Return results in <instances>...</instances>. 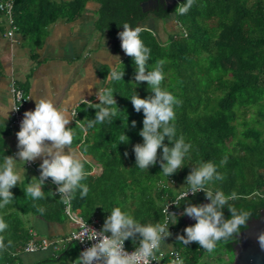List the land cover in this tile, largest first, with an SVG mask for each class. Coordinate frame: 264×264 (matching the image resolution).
<instances>
[{
  "label": "trees",
  "instance_id": "trees-1",
  "mask_svg": "<svg viewBox=\"0 0 264 264\" xmlns=\"http://www.w3.org/2000/svg\"><path fill=\"white\" fill-rule=\"evenodd\" d=\"M4 1L0 0V3ZM87 1L58 4L51 0H16L14 22L19 32L29 37L33 57L45 42L48 26L60 18L77 19ZM98 1L101 7L97 12V29L108 33L117 44L121 42L118 33L123 31L125 22L135 28L141 27L150 16L164 22L174 20L176 29L168 33L166 40L147 27L142 28L140 39L151 49L148 70L162 64L165 79L161 88L182 101L175 108L172 123L176 135L168 146L171 148L175 140L183 136L185 143L192 147L184 167L169 177L161 172L159 163L148 169L136 166L134 146L143 143L139 133L143 128L144 113L143 110L135 111L130 98L134 95L147 98L153 93L147 82H135L134 59L127 55L115 68L124 71L122 80L106 79L112 70H106L103 75V89L113 90L117 115L111 122L106 120L88 128L85 141L82 140V129L80 135H76L80 137L77 142L81 144L83 154L99 163L103 173H93L92 165L84 160L85 170L90 174L82 183L87 184L89 193L81 198L78 189L71 201L72 208L81 211L86 222H92L98 212L107 217L114 208L120 207L142 225L163 223V207L167 201L189 190L186 177L192 167L211 161L224 179L209 182L206 190L222 191L226 195L236 192L239 199L229 203L238 209L250 210L252 216L248 222L258 218L264 210V0H195L184 15L175 10L186 0L172 8L159 5L147 11L143 4L149 0ZM6 22L5 14L0 10V31L5 29ZM22 88L28 92L27 85ZM98 103L99 100L93 104ZM93 104H83L80 109L85 128L98 111L92 108ZM253 110L257 116L248 120ZM132 121L136 122L134 127ZM12 129L10 125H0V163L12 154L6 141ZM124 134L128 141L120 143ZM164 143H169L167 138ZM162 151L158 149V158ZM225 159L226 162L221 164ZM39 177L40 173L35 178ZM170 178L174 180L173 185L167 188L159 185ZM30 182L35 179L29 178L13 187L12 202L0 209V218L8 225L0 235L5 236L6 244L9 240L12 242L7 251L0 253V264H68L67 252L36 263H27L24 259L25 248L33 239L26 222L29 215L55 222L67 217L65 203L51 178L43 186L46 198L36 201L24 192ZM207 201L210 202L200 191L182 199L179 208L184 211L189 203L204 204ZM34 204L43 207L44 213L37 211ZM222 211L225 219L231 218L227 207ZM185 216L178 218L175 225L171 224L175 249L180 252L184 264H202L201 260L208 252L196 242L184 245L177 239L180 235L186 236V227L195 225ZM244 229L241 228L240 233ZM239 241L237 236L221 241L213 253L233 256L234 246ZM127 242L130 246L133 240Z\"/></svg>",
  "mask_w": 264,
  "mask_h": 264
},
{
  "label": "clouds",
  "instance_id": "clouds-1",
  "mask_svg": "<svg viewBox=\"0 0 264 264\" xmlns=\"http://www.w3.org/2000/svg\"><path fill=\"white\" fill-rule=\"evenodd\" d=\"M195 0H186V3L178 5L175 12L179 15L186 14ZM123 31L118 33L121 40V48L124 53L133 57L135 64V82H147L151 93L147 98L138 95L131 97V103L136 112L143 110V128L139 135L143 143L134 146L136 166L140 169H148L149 166L160 164L162 173L171 176L184 167L185 158L189 156L190 143H185L184 137L180 136L170 148L176 135L174 123L175 108L182 104L167 90L161 88L165 74L162 64H158L153 70H148V60L151 49L146 47L140 39V33L144 30L137 26L133 28L125 22ZM124 71L113 69L108 73V80H122ZM98 104H93L96 110L95 117L89 120L87 128L82 126L83 131L93 128L98 123L117 115L118 107L114 99L113 90L110 88L99 89L96 93ZM72 116L67 107L57 106L53 100L47 97L38 98L35 101V109L26 111L20 124V130L16 133L19 151L15 156H5L0 163V209H4L13 200L11 189L21 181V175L15 168L16 157L24 163L33 162L37 158H43L40 164V177L35 182H30L25 195L34 201L45 199L43 186L48 178L58 186V195L65 204L75 198V193L80 189V197L84 198L89 193L87 184L82 183L90 174L85 170L84 158L72 150L74 133L68 127ZM136 124L132 121V126ZM167 138L168 144L164 141ZM128 137L124 134L120 137V143H127ZM50 142V143H46ZM67 148V152L65 149ZM158 149H162V156L158 158ZM127 155V153H125ZM190 158V157H189ZM166 161V163H165ZM226 159L221 161L225 163ZM223 180L224 176L217 172L216 165L211 162H202L198 167H192L186 177V185L189 191L179 199L188 197L191 193L203 191L208 204H187L182 215L196 220L195 225L184 229L185 235L177 237L184 245L192 242L199 244L208 253H213L217 244L235 238L241 228L247 227V222L252 216L250 210L238 209L229 201L239 199L236 192L226 195L222 191L206 190L205 186L213 180ZM54 194V193H53ZM55 195V194H54ZM41 214L45 209L34 204ZM167 206L164 209L166 219L163 223H149L142 225L133 217L121 210L114 208L107 216L100 231L87 227V240L96 241L91 247L82 251L74 264H152L157 261V253L161 252L165 239L171 235L169 225H175L178 218L175 213H170ZM227 207L231 218L225 219L223 209ZM8 228L3 218H0V234ZM111 233V235H107ZM138 234V236H137ZM139 237V246L129 253L125 250L124 242L132 239L133 242ZM257 241L264 250V232L257 236ZM11 240L5 243V236L0 235V253L7 251L11 246ZM162 254V253H161ZM170 264H184V260L176 254V259Z\"/></svg>",
  "mask_w": 264,
  "mask_h": 264
},
{
  "label": "crops",
  "instance_id": "crops-1",
  "mask_svg": "<svg viewBox=\"0 0 264 264\" xmlns=\"http://www.w3.org/2000/svg\"><path fill=\"white\" fill-rule=\"evenodd\" d=\"M74 1L51 0L58 4H69ZM100 7L98 0H88L77 19L69 21L66 18H60L50 24L43 46L35 52L36 57L32 56L34 49L29 37L20 33L19 29L12 38L7 37L9 26L6 22L5 29L0 31V125L8 126L11 122L14 103L12 82L19 83L21 87L27 85L26 90L30 99L24 113L34 110L36 99L43 97L50 98L59 107H67L72 116L68 127H71L75 134L71 148L92 165L93 173L99 175L103 173V167L92 157L84 155L81 144L77 142L80 137L76 135H80L82 126L84 127L80 109L83 104L91 105L98 101L96 93L104 88L103 75L106 74V70H113L127 56L121 48V42L117 44L108 33L98 31L97 12ZM153 8L155 6L150 7L149 10ZM156 19L154 16L148 17L142 22L141 28L147 27L160 34ZM170 22L175 24L174 20ZM18 131L19 129L13 128L6 137L12 149L10 156H15L19 151L16 136ZM82 135V140L85 141L86 132L83 131ZM16 159L15 168L21 175L20 182L34 178L40 173L43 158L27 163L20 161L19 157ZM77 213L82 216L81 211ZM96 218L103 226L107 217L98 212ZM26 222L31 228L35 242H41L43 239L52 242L61 240L67 238L76 229L75 223L67 217L60 222H55L40 216L29 215ZM108 234L111 235V233ZM130 246L138 247L139 240ZM161 249L164 251L175 249V239L172 235L165 239ZM63 252H67L66 263L74 264L81 250L77 244L71 242L63 244L59 249L49 246L35 253H25L24 259L27 263H36L58 257Z\"/></svg>",
  "mask_w": 264,
  "mask_h": 264
},
{
  "label": "built area",
  "instance_id": "built-area-1",
  "mask_svg": "<svg viewBox=\"0 0 264 264\" xmlns=\"http://www.w3.org/2000/svg\"><path fill=\"white\" fill-rule=\"evenodd\" d=\"M16 3V0H5L4 2L0 3V10L5 14V18L7 21V24L9 26L7 37L12 38L15 34V32L18 30V26H16L14 22L13 17V10L14 5ZM11 90L13 94V109L11 113V122L10 127L16 128L20 130V124L22 119L24 118V110L26 107V104L29 102L30 96L29 94L20 86L17 84V82L13 81L11 84ZM174 180L168 179L166 181L160 182V186L163 188H167L169 185H173ZM58 188V187H57ZM189 191V190H187ZM187 191H184L180 194H178L174 199H170L167 201V203L163 207V214H164V220L167 218L166 214L164 212V209L168 207V211L170 213H175L177 218L182 217L183 211L179 208L180 201L182 199H179L186 193ZM193 194L189 193L188 196H191ZM186 198V197H185ZM184 199V198H183ZM65 211L67 217L76 225V229L71 232V234L64 239L57 240V241H49L46 239H43L41 242H35L33 239L28 243V245L25 248V253H35L38 250H45L49 246H54L56 249H59L60 246L66 243L76 242L81 252L86 250L88 247H91L93 243L96 241L87 240V227L91 229H95L97 231H100L102 229V223L99 219L94 218L92 222H86L82 216H80L76 210L72 208V204H65ZM169 231L171 235L173 236L174 230L171 227V222H169ZM110 235V234H107ZM125 250L131 253L135 250L134 247H131L128 245L127 240L124 242ZM162 253V254H161ZM176 254H179V256L182 258L180 252L176 249H173L171 251H164L161 249L160 253H157V261H152V264H170V262L174 259H176Z\"/></svg>",
  "mask_w": 264,
  "mask_h": 264
},
{
  "label": "water",
  "instance_id": "water-1",
  "mask_svg": "<svg viewBox=\"0 0 264 264\" xmlns=\"http://www.w3.org/2000/svg\"><path fill=\"white\" fill-rule=\"evenodd\" d=\"M183 0H149L143 4L144 10L150 7L166 5L167 8ZM210 203L209 201L204 204ZM189 217L185 216L187 220ZM196 220L194 219L193 222ZM264 232V210L258 218H254L247 222V227L237 235L240 241L234 246L233 263L232 264H264V250H262L257 241V236Z\"/></svg>",
  "mask_w": 264,
  "mask_h": 264
},
{
  "label": "rangeland",
  "instance_id": "rangeland-1",
  "mask_svg": "<svg viewBox=\"0 0 264 264\" xmlns=\"http://www.w3.org/2000/svg\"><path fill=\"white\" fill-rule=\"evenodd\" d=\"M157 23L156 26L160 27V34L158 35L161 37V39L166 40L168 38V33L171 31H174L176 27L175 24H172L171 22H164L161 20L156 19ZM157 27V28H158ZM254 111V110H253ZM256 111L252 112V114L248 117V120H250L252 117H256ZM189 222H191L189 219H187ZM208 257V258H206ZM233 256H229V259L227 260L224 256L221 254H214V253H208L205 255L201 263L202 264H232L233 263Z\"/></svg>",
  "mask_w": 264,
  "mask_h": 264
},
{
  "label": "flooded vegetation",
  "instance_id": "flooded-vegetation-1",
  "mask_svg": "<svg viewBox=\"0 0 264 264\" xmlns=\"http://www.w3.org/2000/svg\"><path fill=\"white\" fill-rule=\"evenodd\" d=\"M191 222L190 223H194L193 221H194V219L193 218H188ZM195 223H196V221H195ZM234 253V252H233ZM222 256H224L227 260L229 259V256L227 255V254H223ZM206 258H208V257H206Z\"/></svg>",
  "mask_w": 264,
  "mask_h": 264
}]
</instances>
